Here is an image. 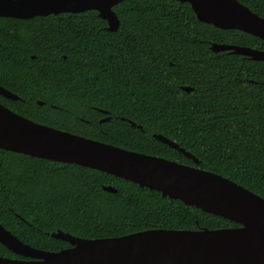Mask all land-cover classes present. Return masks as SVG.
<instances>
[{
    "label": "trees",
    "instance_id": "trees-1",
    "mask_svg": "<svg viewBox=\"0 0 264 264\" xmlns=\"http://www.w3.org/2000/svg\"><path fill=\"white\" fill-rule=\"evenodd\" d=\"M237 1L264 17V0ZM113 11L116 31L93 10L0 17V86L18 96L0 102L38 124L219 174L264 199V61L210 48L264 50V40L200 22L177 0H124ZM0 224L51 252L70 247L51 237L58 230L96 239L238 226L105 172L4 149ZM0 256L20 258L1 244Z\"/></svg>",
    "mask_w": 264,
    "mask_h": 264
},
{
    "label": "water",
    "instance_id": "water-1",
    "mask_svg": "<svg viewBox=\"0 0 264 264\" xmlns=\"http://www.w3.org/2000/svg\"><path fill=\"white\" fill-rule=\"evenodd\" d=\"M122 1L0 0V17L30 19L93 10L106 21L107 30L116 31L119 20L113 7ZM177 1L189 3L200 22L220 29L240 30L264 40V17L237 0ZM210 48L214 52L229 51L264 61V50L216 43ZM182 90L191 92L193 88L185 86ZM0 96L18 99L1 86ZM129 123L135 126L132 121ZM152 136L194 164L199 163L174 141L160 134ZM0 149L105 172L238 224L200 230L154 228L96 239L79 238L58 230L51 237L67 242L70 247L56 252L33 248L0 224V244L20 257L0 256V264H264V199L226 177L38 124L2 103ZM102 189L117 192L112 186Z\"/></svg>",
    "mask_w": 264,
    "mask_h": 264
},
{
    "label": "flooded vegetation",
    "instance_id": "flooded-vegetation-1",
    "mask_svg": "<svg viewBox=\"0 0 264 264\" xmlns=\"http://www.w3.org/2000/svg\"><path fill=\"white\" fill-rule=\"evenodd\" d=\"M227 52H229V51H227ZM1 103V102H0ZM9 109V108H8ZM105 118H108V117H105ZM105 118H103V119H105ZM109 119V118H108Z\"/></svg>",
    "mask_w": 264,
    "mask_h": 264
}]
</instances>
